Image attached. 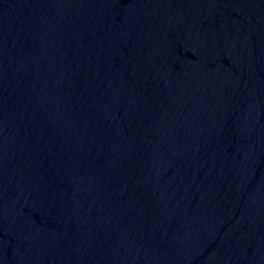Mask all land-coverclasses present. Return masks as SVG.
<instances>
[{"label": "water", "instance_id": "water-1", "mask_svg": "<svg viewBox=\"0 0 264 264\" xmlns=\"http://www.w3.org/2000/svg\"><path fill=\"white\" fill-rule=\"evenodd\" d=\"M0 264H264V0H0Z\"/></svg>", "mask_w": 264, "mask_h": 264}]
</instances>
